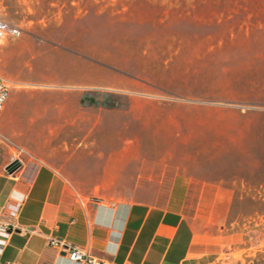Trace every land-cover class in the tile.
Here are the masks:
<instances>
[{
  "label": "rangeland",
  "instance_id": "1",
  "mask_svg": "<svg viewBox=\"0 0 264 264\" xmlns=\"http://www.w3.org/2000/svg\"><path fill=\"white\" fill-rule=\"evenodd\" d=\"M0 17L23 29L0 49L13 81L0 165L18 148L77 137L8 133V106L24 94H82L96 112L135 107L137 137L156 144L144 157L245 196L231 212L239 242L217 264H264V0H0Z\"/></svg>",
  "mask_w": 264,
  "mask_h": 264
},
{
  "label": "crops",
  "instance_id": "2",
  "mask_svg": "<svg viewBox=\"0 0 264 264\" xmlns=\"http://www.w3.org/2000/svg\"><path fill=\"white\" fill-rule=\"evenodd\" d=\"M22 101L8 106V133L77 137L27 146L13 172L10 163L0 165V222L10 199L25 198L0 264H81L66 246L102 264H217L237 246L231 212L245 196L235 184L191 175L184 164L144 157L156 144L137 137L143 123L135 107L96 112L82 105V94L57 102L24 94ZM96 133L111 141H97Z\"/></svg>",
  "mask_w": 264,
  "mask_h": 264
},
{
  "label": "built area",
  "instance_id": "3",
  "mask_svg": "<svg viewBox=\"0 0 264 264\" xmlns=\"http://www.w3.org/2000/svg\"><path fill=\"white\" fill-rule=\"evenodd\" d=\"M23 32L22 27L19 25L8 22L7 20L0 17V49L4 46L5 41L8 37H20ZM13 81L4 76L0 72V120L2 119L4 112L6 110L7 103L9 101L11 91H12ZM3 135L0 133V138ZM17 155L12 156V161L8 164L7 168L14 164L19 163L20 166L24 163L25 159L29 155L24 148L17 149ZM1 163V154H0ZM25 198L24 196H19L10 199L3 209L4 220L0 222V254L4 251L5 247L12 236V233L17 229V220L21 214L22 208L24 206ZM54 245L62 247L59 242H52ZM69 258L72 262H77L81 264H102L100 261L95 260L88 253L84 252L78 247H68Z\"/></svg>",
  "mask_w": 264,
  "mask_h": 264
},
{
  "label": "water",
  "instance_id": "4",
  "mask_svg": "<svg viewBox=\"0 0 264 264\" xmlns=\"http://www.w3.org/2000/svg\"><path fill=\"white\" fill-rule=\"evenodd\" d=\"M19 166H20L19 163H14V164H12V165H10V166L8 167V171H9V172H13V171H15Z\"/></svg>",
  "mask_w": 264,
  "mask_h": 264
},
{
  "label": "trees",
  "instance_id": "5",
  "mask_svg": "<svg viewBox=\"0 0 264 264\" xmlns=\"http://www.w3.org/2000/svg\"><path fill=\"white\" fill-rule=\"evenodd\" d=\"M104 97H109V94H105Z\"/></svg>",
  "mask_w": 264,
  "mask_h": 264
}]
</instances>
